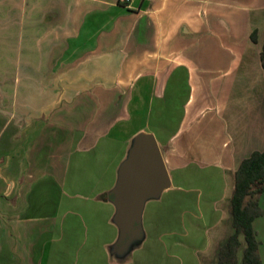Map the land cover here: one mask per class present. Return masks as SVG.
Instances as JSON below:
<instances>
[{
    "label": "crops",
    "instance_id": "obj_1",
    "mask_svg": "<svg viewBox=\"0 0 264 264\" xmlns=\"http://www.w3.org/2000/svg\"><path fill=\"white\" fill-rule=\"evenodd\" d=\"M263 43L264 0H0V264H111L109 192L141 133L154 136L170 188L144 206V241L123 264H182L177 241L162 238L188 216L166 210L197 202L183 185L200 181L193 171L228 183L208 200L217 216L195 257L217 264L233 233V173L264 150ZM74 158L91 161L68 187L83 191L77 203L62 200ZM62 209L82 216L81 263L54 244Z\"/></svg>",
    "mask_w": 264,
    "mask_h": 264
},
{
    "label": "rangeland",
    "instance_id": "obj_2",
    "mask_svg": "<svg viewBox=\"0 0 264 264\" xmlns=\"http://www.w3.org/2000/svg\"><path fill=\"white\" fill-rule=\"evenodd\" d=\"M112 157L113 156L108 153V155H103L101 158L98 157V160H104L106 162L108 160H111ZM86 160H87V163L82 165L83 167L82 169H81V166H79L77 162H75V158L73 159V162L70 163L67 176H66V180H64L65 184H64L63 193L65 195L63 197L61 195L62 200L69 201L71 199L72 203H77L80 201L79 195H81L83 191L81 189L69 190L68 187L70 183L80 182L83 176H85V178L87 176H90L89 173H86L87 172L86 170L89 169V165L91 164V161L89 159H86ZM95 162H96V159H95ZM106 164L107 162L104 164L100 162V165H98V167H103V170H104ZM112 168H114V166ZM207 175H209V173H207ZM191 176L192 177L196 176L195 178L197 180L199 179L200 181L187 182V183H183V185L186 189L192 188L191 192L193 193H191L190 199L197 200V202L189 206L187 205H184L182 207L178 206L174 210H171L170 208L168 209L166 208L167 209L166 211L168 212V214L171 213V214H175L176 216H179V213H180L179 209L186 207L188 210V216H185L184 225H182L181 230H179L177 226L176 229L178 231L176 232L174 236H171V237L165 236L162 238V240L165 243L169 241L170 239L177 241L178 245L173 247L174 250L172 252L170 249L169 251L171 252L173 256H176V257L179 256L182 259V264H196L195 262L196 254L199 252L201 253L202 252L201 250L205 247V244L207 241L208 229L211 227V225L214 222L215 217L217 216V214L214 212V206L211 205V202L208 200H210L211 198L217 199L221 195V193L226 196L227 186H228L227 181L226 182L223 181L219 177L218 173L211 174L214 180L213 181L214 187H209L205 183V180L203 181L204 178H202L201 176H205V175L202 172L198 173V172L193 171L191 172ZM224 187L225 189L223 190ZM210 188L212 189L209 190ZM184 192H185V189H184ZM175 194H176L175 196L178 195V193H175ZM259 202H260L261 207L264 208V194L259 196ZM150 204H153V203H148V204L146 203L145 205L146 213L145 214H147L148 210L151 208ZM219 206L220 205H217V207ZM223 206H224V209L228 207V205L226 206L223 205ZM172 211H174L175 213H172ZM60 213L64 214L66 219L64 221V226H62V230H60L62 236L54 244H57V246L65 245L66 248L72 247L69 250L70 253H69V257L67 260L71 261L72 263H81L80 261L81 259L79 258V256L77 257V249H79V247H81L84 242L83 232H81V228L83 226L80 223L82 222L81 221L82 216L80 215L79 212H73V210L67 212L66 210L62 209ZM188 218L191 219V221H187ZM70 220L72 224L74 222L73 229H72L73 231H71L70 226H68V223ZM224 224H226L224 227V229H226V227H228L227 226L228 219L227 221L224 222ZM144 225H145V222L143 223L142 221V229H143L142 238H140V240L138 239L130 246L128 250V254L125 256V258L117 257L113 248L112 249L107 248L108 250L106 249L107 251V252L105 251L106 256H107L108 261L111 264L113 263L123 264L131 260L130 259L132 257L131 253L134 252V250L136 249L137 245L140 242L144 241V234L146 235ZM254 228H255L257 240L260 241L259 256L261 259H263V262H264V216L262 219L256 221ZM238 239L240 240L241 246L239 247L238 252H237V258H238L237 261H239V264H241L240 258L245 248V242H244L242 235H240ZM165 250L167 249L165 248ZM104 259L106 260V257ZM150 259L153 260L154 258H150Z\"/></svg>",
    "mask_w": 264,
    "mask_h": 264
},
{
    "label": "water",
    "instance_id": "obj_3",
    "mask_svg": "<svg viewBox=\"0 0 264 264\" xmlns=\"http://www.w3.org/2000/svg\"><path fill=\"white\" fill-rule=\"evenodd\" d=\"M169 188V175L154 136L150 133L136 135L109 192L114 207L111 220L118 232L110 248L117 257L125 258L130 246L142 238L145 204L158 200Z\"/></svg>",
    "mask_w": 264,
    "mask_h": 264
},
{
    "label": "trees",
    "instance_id": "obj_4",
    "mask_svg": "<svg viewBox=\"0 0 264 264\" xmlns=\"http://www.w3.org/2000/svg\"><path fill=\"white\" fill-rule=\"evenodd\" d=\"M251 39L256 42L255 34H252ZM260 62L264 68V43L260 52ZM263 194L264 150L253 151L241 161L233 173V189L229 203L233 233L219 249L217 264H237L240 235L245 242L241 264H264L258 251L260 242L253 229L254 220L264 216V208L259 202V196Z\"/></svg>",
    "mask_w": 264,
    "mask_h": 264
},
{
    "label": "built area",
    "instance_id": "obj_5",
    "mask_svg": "<svg viewBox=\"0 0 264 264\" xmlns=\"http://www.w3.org/2000/svg\"><path fill=\"white\" fill-rule=\"evenodd\" d=\"M123 2H129L130 0H122Z\"/></svg>",
    "mask_w": 264,
    "mask_h": 264
}]
</instances>
